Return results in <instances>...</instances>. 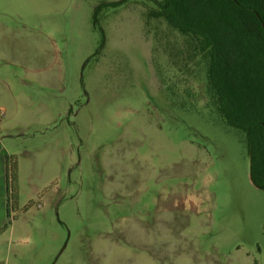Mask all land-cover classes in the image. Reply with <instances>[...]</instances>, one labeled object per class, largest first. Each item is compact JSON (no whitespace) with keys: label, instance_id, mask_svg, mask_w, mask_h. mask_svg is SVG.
I'll list each match as a JSON object with an SVG mask.
<instances>
[{"label":"rangeland","instance_id":"1","mask_svg":"<svg viewBox=\"0 0 264 264\" xmlns=\"http://www.w3.org/2000/svg\"><path fill=\"white\" fill-rule=\"evenodd\" d=\"M158 1L0 0V264H264L246 136Z\"/></svg>","mask_w":264,"mask_h":264},{"label":"trees","instance_id":"2","mask_svg":"<svg viewBox=\"0 0 264 264\" xmlns=\"http://www.w3.org/2000/svg\"><path fill=\"white\" fill-rule=\"evenodd\" d=\"M148 17L164 19L206 62L218 111L245 134L251 181L264 190V0H160ZM7 190L9 220L18 205L14 156H7Z\"/></svg>","mask_w":264,"mask_h":264},{"label":"crops","instance_id":"3","mask_svg":"<svg viewBox=\"0 0 264 264\" xmlns=\"http://www.w3.org/2000/svg\"><path fill=\"white\" fill-rule=\"evenodd\" d=\"M7 156L9 152L4 149L0 150V229L6 224L8 207V190H7ZM10 209V214L12 212Z\"/></svg>","mask_w":264,"mask_h":264}]
</instances>
